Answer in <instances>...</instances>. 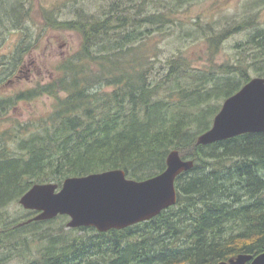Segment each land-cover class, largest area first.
Instances as JSON below:
<instances>
[{
    "label": "trees",
    "instance_id": "1",
    "mask_svg": "<svg viewBox=\"0 0 264 264\" xmlns=\"http://www.w3.org/2000/svg\"><path fill=\"white\" fill-rule=\"evenodd\" d=\"M108 1L99 13L72 4L74 17L65 20L61 9L42 8L45 28L76 33L78 50L55 62L46 82L0 98V264H219L263 254L264 134L197 144L221 103L252 79L248 68L238 60L202 70L177 55L155 73L148 40L171 31L194 0ZM32 11L30 0H0V41L23 34L0 59L7 77L40 48ZM198 27L212 62L222 43L253 28L247 44L264 53L257 16L223 30ZM42 97L52 100L46 114L13 117L19 103ZM174 150L195 166L177 178V205L148 222L100 233L68 228V216L25 224L37 213L7 211L35 184L62 187L67 178L118 169L150 179Z\"/></svg>",
    "mask_w": 264,
    "mask_h": 264
},
{
    "label": "water",
    "instance_id": "2",
    "mask_svg": "<svg viewBox=\"0 0 264 264\" xmlns=\"http://www.w3.org/2000/svg\"><path fill=\"white\" fill-rule=\"evenodd\" d=\"M245 134H264L263 78L251 79L224 100L212 127L199 136L197 144L209 146ZM194 166V161L184 160L174 150L167 158L166 170L150 179L135 181L119 169L67 178L62 187L55 183L33 185L19 203L26 211L37 213L25 224L68 216L70 229L95 228L100 233L124 230L176 206L177 178ZM219 264H264V253L241 255Z\"/></svg>",
    "mask_w": 264,
    "mask_h": 264
},
{
    "label": "rangeland",
    "instance_id": "3",
    "mask_svg": "<svg viewBox=\"0 0 264 264\" xmlns=\"http://www.w3.org/2000/svg\"><path fill=\"white\" fill-rule=\"evenodd\" d=\"M31 1L33 11L30 34L35 37L33 39L36 41L40 40V48L30 52L25 57L24 63L16 74L7 77L9 72L4 73L0 69V98L32 88L38 82H46L53 74V64L78 50L80 37L76 33L50 31L45 28L40 18L42 8L61 9L62 18L65 20L74 17L70 13L72 4L78 3L79 7H84L89 12L99 13L109 3L108 0ZM255 16H257V27H264V0H194L191 6L184 7L176 15L177 24L171 27V31L159 32L155 37L148 40L147 55L152 57L156 66L155 73L162 72L161 68L164 67L168 58L183 55L190 58L194 66L202 70L213 68V63L215 65L233 64L241 60L248 68L252 79H264V53L247 44L254 28L236 34L222 43L212 62L209 46L202 35L201 28L198 27V25L206 27L211 24L216 30H223L228 24L242 22ZM22 38L21 32H14L8 34L6 40L0 41V44L2 43L0 59L5 55L10 56L14 46ZM240 45L241 47H239ZM9 79L11 84H9ZM51 108L52 100L48 97H42L34 101L32 105L19 103L13 112V117L18 121H24L32 118L35 113L46 114ZM4 125L6 128L8 123ZM7 211L10 216L15 217L26 210L19 202H15L7 208ZM18 262L19 260H16L12 264H18Z\"/></svg>",
    "mask_w": 264,
    "mask_h": 264
}]
</instances>
